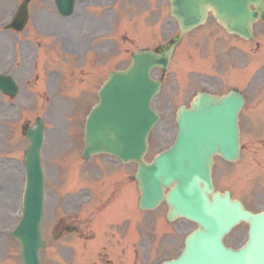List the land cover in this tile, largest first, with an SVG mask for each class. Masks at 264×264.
<instances>
[{
  "label": "rangeland",
  "instance_id": "374dc122",
  "mask_svg": "<svg viewBox=\"0 0 264 264\" xmlns=\"http://www.w3.org/2000/svg\"><path fill=\"white\" fill-rule=\"evenodd\" d=\"M132 1L134 9L136 8L137 21L133 26L131 25L130 34L134 35L137 42L121 43L124 41V37L120 36V43L117 41L106 43V45H110L108 49L110 54L114 52L115 48L112 44L120 45L119 57L114 59L111 64L115 67L128 64L130 51L138 45L140 47L156 46L160 42L158 38L163 26L162 37L165 40L177 31V22L168 15L169 2L167 0ZM5 2H11V9L14 8V0H0V7L5 5ZM140 8L147 11V23L141 20L143 10H140ZM157 8L158 15H162L161 21L156 17ZM115 9L117 11V8ZM123 12L121 18H123ZM10 16L11 12L7 11V19H10ZM167 17L169 18L168 21ZM205 28L208 34L202 39L195 38L191 40V38L187 37L183 43L184 45L190 44V48L197 52H191L190 48L187 52L186 49H183L176 59L178 64H185L182 67L183 69L181 70L175 62L174 67L166 71L165 85L153 103L155 109L160 113L161 119L149 137L148 160H151L156 153L166 148L174 140L177 131L176 110L178 105L188 100L198 88L202 86L211 88L206 79H203L200 84L196 82L195 85L185 87L180 83L176 73L186 72L188 75H201L208 74L203 72H213L208 65H205L208 67L199 65L201 63L200 60L192 62L202 52L206 53L210 43L214 44L217 40H224V37L220 34L223 32L219 30V25L216 24L213 17L209 18ZM59 31H62V29L59 28ZM145 31H147V39H144L143 36ZM194 33L195 37H202L204 30L199 28ZM24 35L25 37H33L35 43L22 41L18 50L15 43V32H11L7 35L6 47L8 60L6 69L21 82V90L18 96L14 98H5L0 94V239H10L7 234L20 219L21 196L25 180L22 160L24 149L28 146L24 129L27 125L33 124L37 116H42L46 124L45 146L42 154L46 177L45 213L42 228L45 239L48 240V246L41 252L42 264H127V262L132 264L131 259L127 260L129 258L128 253H123L120 249L118 251L116 247L112 251L110 249L111 244L117 245L113 239L120 238L125 234V223L123 222L125 213L122 214L124 211L130 212L134 217L130 225V230H132L131 238L133 240L142 239L141 244L144 246L140 247L139 245L134 247V250H131L134 254L137 250L136 258L141 259L139 264H159L157 261L154 262L156 257L173 256L182 245V239L196 228V224L185 219H178L170 225H166L167 223L163 218L167 210L166 204H162L154 211L143 213L136 206L137 190L133 183L129 185L131 187V190L128 189L130 196L127 197L124 204H117L107 212L100 214L98 212L100 209H96L88 217L83 214L82 211L84 209L82 210L80 206L83 204L84 199L91 196L88 189H80L77 186L82 182V178L79 177L82 168L104 161L108 162L109 166L113 164L118 168L120 167L119 161L111 160L108 156H95L85 163L81 157L77 156V153L81 156L84 147L85 116L97 100L98 87L92 86L95 90L94 92L87 90L88 80L92 76L100 75V73L94 74L95 72H92L94 75L91 72L85 74L81 69L87 63V59L94 60L96 64L104 62V55L101 52L106 45L98 44L100 42L85 41L83 37L78 38L76 35H71L74 39H77L75 41L77 46L73 45L76 50L73 53H66L61 48L62 44L59 41L55 38L44 41L42 36L38 37L33 28L28 30L27 34L25 32ZM255 36L256 38L251 44L247 42V46L242 47L243 51L248 48L247 54L246 56L239 55L238 61L240 65L246 61L245 74L247 76L251 72H255L260 79L261 75H264V50L260 52L262 46H264V20L255 26ZM231 43L234 44L233 41ZM183 44L182 47L184 48ZM0 49L2 52L1 46ZM221 49L224 50L222 47ZM34 50H38L39 54L43 52L48 56L45 59V64H42L38 56L35 59ZM15 51H19L18 56L15 55ZM126 54L128 57H126ZM106 58H108V55ZM96 72H104L103 75H108L109 73L105 72V70H97ZM84 78L85 85L83 84L84 88H81L78 80L80 79L81 83ZM232 80L230 79V81ZM249 80L252 81L251 85L256 83L255 76L253 78L250 77ZM240 81L244 82L245 77L243 76ZM58 82H60L61 89ZM259 82H257V95L254 93L255 97L251 90L248 89V103L241 114V124L246 132V141L248 140V142H250L249 138H252L250 131L255 135L263 133L262 136H264V78ZM73 89L78 90L80 93L73 92ZM83 91H87L88 94ZM78 94H86L87 96L86 106L83 109L81 108V110H79L78 106L75 107V104L81 99ZM253 104L254 108H252ZM76 133L78 136L74 137L73 135ZM258 145L256 147L260 154L259 157L254 153L252 155L246 152L243 153L246 168H243L244 171L240 172V177L236 176L240 180L236 181L234 178L230 180L232 176L229 173L236 171L235 165H229L228 167L227 163L218 160L215 170L217 186L223 189H230L236 197L245 201L247 207L254 211L264 210V146ZM67 158L71 160L69 164L66 160ZM127 166L133 170L136 169L134 164L126 165L125 167ZM99 172V169H95L93 174L95 175ZM71 179H81V182L69 184ZM120 179L122 178L116 179L118 184L121 183ZM120 206H122V210ZM120 211L122 213L118 216L121 217L115 216ZM98 214L101 217H99L97 223L101 227H104L107 223V226L101 228L100 231L97 229L96 220L92 219ZM145 216L148 219L147 222L144 221ZM79 223L81 232H84L82 238H79L81 237L79 234L77 236L75 234H66L59 240L54 239V235L61 227L78 225ZM147 226H149L148 234ZM140 227L143 229L142 235L140 234ZM176 230L181 231L182 237L176 236L179 234ZM104 232L107 240H105L104 235L98 236ZM150 232L152 236L156 235L157 240H152ZM161 234L169 236L172 234L176 241L171 239L167 244L160 242ZM246 234L247 227L241 224L226 237V241L232 246H239L245 240ZM148 236L149 240L147 241ZM11 242L14 247L12 251L13 258L2 261L1 264H21L20 246L18 242L10 239ZM134 254L130 253L132 259H134ZM109 260H111L110 263L108 262Z\"/></svg>",
  "mask_w": 264,
  "mask_h": 264
},
{
  "label": "water",
  "instance_id": "95a60500",
  "mask_svg": "<svg viewBox=\"0 0 264 264\" xmlns=\"http://www.w3.org/2000/svg\"><path fill=\"white\" fill-rule=\"evenodd\" d=\"M170 2L171 13L179 20L182 31L204 23L211 11L228 31L253 39V24L264 17V0ZM171 54L172 48L163 53L138 51L128 69L109 75L100 91L101 101L87 120L84 157L107 152L125 162H138L140 207L154 208L166 200L168 220L183 216L198 223L187 238L183 254L164 264H264V212L252 213L240 201L232 200L229 192L215 191L211 177L215 153L228 159L238 157V112L244 103L240 95L232 93L218 101L209 94H200L190 109H180L179 131L173 146L153 163L143 161L148 134L159 118L151 101L160 83L151 78L150 70L155 65L165 67ZM0 88L11 95L18 90L11 77L1 74ZM43 128L38 119L35 128L26 130L30 146L24 160L27 177L24 214L12 233L21 242L24 264H41L39 251L46 245L40 229ZM166 186H172L167 195ZM240 221L250 224L249 239L236 250L227 247L223 237Z\"/></svg>",
  "mask_w": 264,
  "mask_h": 264
},
{
  "label": "flooded vegetation",
  "instance_id": "af4514ba",
  "mask_svg": "<svg viewBox=\"0 0 264 264\" xmlns=\"http://www.w3.org/2000/svg\"><path fill=\"white\" fill-rule=\"evenodd\" d=\"M24 1L21 0L20 3ZM56 0H32L30 2V20L31 15L36 21L37 28H44V30H50L48 32H43L47 35H50L55 28L62 29L63 32H68L70 25H80L84 24L89 26L92 30V33L99 32L104 28H109L113 21L111 20L108 14V6H105L108 3L112 4V7L117 6L118 0H75V8L71 16L65 17L59 13L55 5ZM20 4L18 3L17 8ZM95 10L96 13L92 14L89 17V20H86L85 13L86 9ZM6 8L0 10V43L5 38L6 33ZM5 29H2V28ZM113 29V27H112ZM119 29V28H115ZM62 39L65 43L71 42V40L63 35ZM1 63V61H0ZM5 61H3V66Z\"/></svg>",
  "mask_w": 264,
  "mask_h": 264
}]
</instances>
